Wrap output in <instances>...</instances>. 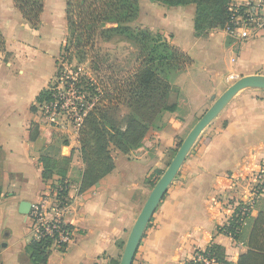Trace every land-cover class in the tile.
<instances>
[{"label":"crops","instance_id":"1","mask_svg":"<svg viewBox=\"0 0 264 264\" xmlns=\"http://www.w3.org/2000/svg\"><path fill=\"white\" fill-rule=\"evenodd\" d=\"M140 1L134 27L160 33L191 61L171 92L177 105L151 131L141 147L128 155L113 152V170L93 188H84L85 164L79 136L46 124L39 95L50 89L68 34L67 0H45L37 30L23 19L13 0H0V29L8 60L0 56V258L2 264H28L29 218L21 204L39 202L57 181L70 184L66 223L74 230L66 252L53 245L47 264H109L119 261L135 222L146 204L149 178L165 172L199 120L238 79L264 76V31L237 41L225 30L197 37L193 4L167 7ZM264 159V91L245 90L202 133L145 232L138 264H190L196 250L211 244L225 249L227 261L238 264L248 252L240 241L219 233L235 208L251 198L247 169ZM50 173L45 181L44 171ZM236 175L230 186L228 176ZM257 202L251 219L263 207ZM246 223L244 235L247 234ZM249 230V229H248Z\"/></svg>","mask_w":264,"mask_h":264},{"label":"trees","instance_id":"2","mask_svg":"<svg viewBox=\"0 0 264 264\" xmlns=\"http://www.w3.org/2000/svg\"><path fill=\"white\" fill-rule=\"evenodd\" d=\"M13 1L23 19L31 28L37 30L44 12L45 0ZM152 1L167 7L195 5L197 37L206 36L215 30H225L232 19L229 11L232 0ZM140 11L139 0H67L66 2L68 34L57 62L58 67L63 63L62 61L72 62L77 59L80 63H84L89 62L90 59L97 72L104 59L95 52L101 45H111L119 38L138 46L141 51L140 65L136 71L125 80L116 82L113 85L114 91L110 88L101 91L98 86L91 87L94 96L100 100L95 102L89 111L79 134L80 151L86 167L83 187L87 189L96 187L100 180L113 170V152L118 151L128 155L139 149L149 132L163 128L164 114L177 110V105L169 100L173 89L172 81L190 58L164 35L149 29L133 27V23L139 19ZM1 52H6V41L0 29ZM10 56L6 52V60ZM86 81L87 79H84L83 83ZM89 85L92 84L88 83L86 88L89 89ZM79 92L84 95L83 91ZM125 93H128L126 104L133 111L129 119L130 125L127 126L130 134L127 136H124L117 127L107 130L104 123L112 124L110 112L107 114L108 108L102 106L103 103H112L114 95L121 99ZM51 96L50 89L43 91L37 98L38 106L51 102ZM84 96L86 98V95ZM37 110L38 107L32 108L33 112ZM137 116H140V119ZM112 129L114 134L110 133ZM182 143V141L179 143V147ZM3 161L4 152L0 143V170L3 168ZM163 174L161 171H156L151 175L149 178L151 188H154ZM43 178L45 181L51 178L47 170L44 171ZM66 181V178L58 180L53 189L64 185ZM69 191L61 195L69 197ZM262 205L258 216L246 221V223L249 221L246 236L244 235L246 224L242 225L238 219H232L228 226L218 229L219 233L232 236L248 248V252L239 258L238 264H264V203ZM53 245V240L49 237L40 241L31 239L27 248L28 264H47ZM58 250L66 252L67 248L60 247ZM195 254L213 261L212 264H231L227 261L225 249L217 244H211L205 250H196ZM109 264H119V261H111ZM133 264H138L136 257Z\"/></svg>","mask_w":264,"mask_h":264},{"label":"built area","instance_id":"3","mask_svg":"<svg viewBox=\"0 0 264 264\" xmlns=\"http://www.w3.org/2000/svg\"><path fill=\"white\" fill-rule=\"evenodd\" d=\"M229 11L232 19L225 31L231 39L237 41L254 39L264 31V0H232ZM64 81V76H56L50 87L52 101L38 106V110L46 124L63 132L72 130L79 136L87 115L95 103H86L85 96L82 97L79 91L74 92L71 87L74 82L66 85ZM242 176L244 177L242 180L248 182L251 198L239 204L233 216L224 222L220 229L228 226L232 219H238L242 225H245L257 202L264 198V159L255 169H247ZM238 178L236 175L228 176L230 186L236 185ZM67 190H70L68 181L44 194L39 202L32 205L28 217L32 240L40 241L49 237L52 238L57 249L68 248L73 240L74 230L65 220L70 212V199L61 194ZM190 263L212 264L213 261L195 254ZM0 264H2L1 258Z\"/></svg>","mask_w":264,"mask_h":264},{"label":"rangeland","instance_id":"4","mask_svg":"<svg viewBox=\"0 0 264 264\" xmlns=\"http://www.w3.org/2000/svg\"><path fill=\"white\" fill-rule=\"evenodd\" d=\"M140 52L141 51L138 46L129 43L125 39L119 38L116 39L111 45H101L95 52V54H99L101 59H104V62L100 64V70L97 72L95 71L96 68L91 64L92 60L89 59V62L80 63L77 61V59H75L72 62L62 61L63 63L59 65L56 76H64V83L66 85H70L72 82H74V84L71 85L74 92L76 91L78 93L80 90L83 91L84 95H86V103H95L98 102L100 98L94 96L93 92L91 91V87L98 86L101 91L105 90V88H110V90L114 91L115 88L113 85L116 82L125 80L130 76V74L136 71L137 67L140 65ZM0 56L2 58H6V52H1ZM190 65L191 61L186 62L181 71L177 73L176 76H174L172 87L174 86L177 78L186 72ZM84 79H87V81L83 83ZM88 83L92 84L89 85V89L86 88ZM84 95L81 94L82 97ZM127 96L128 93H125L121 99H118L119 96L117 97V95H114L112 103H103L102 105L108 108L106 109L108 111L107 114L110 112V121L112 124L107 122L104 123L106 124L107 130L117 127L124 136L130 134L129 128H127V126L129 127V119L133 115V111L129 109L126 104ZM137 117L140 119V116ZM110 133L114 134L113 129L110 131ZM1 171L2 170H0V173ZM152 189L153 188H151V191ZM121 258L119 259V263Z\"/></svg>","mask_w":264,"mask_h":264},{"label":"water","instance_id":"5","mask_svg":"<svg viewBox=\"0 0 264 264\" xmlns=\"http://www.w3.org/2000/svg\"><path fill=\"white\" fill-rule=\"evenodd\" d=\"M263 90L264 76L254 75L238 79L230 86L222 96H220L213 106L204 114V116L195 125L187 138L181 144L171 164L159 179L151 191V194L144 205L135 225L129 235L121 261L119 264H133L142 239L148 229L157 209L166 197L169 188L176 180L182 166L184 165L189 153L200 138L202 133L213 123L215 119L231 104L233 99L245 90ZM32 205L24 202L21 204L20 213L29 217Z\"/></svg>","mask_w":264,"mask_h":264}]
</instances>
